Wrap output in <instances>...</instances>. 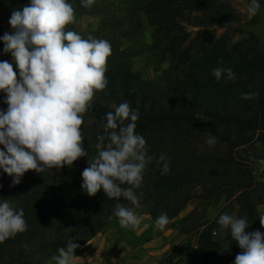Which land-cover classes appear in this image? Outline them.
Masks as SVG:
<instances>
[{"label": "trees", "instance_id": "trees-1", "mask_svg": "<svg viewBox=\"0 0 264 264\" xmlns=\"http://www.w3.org/2000/svg\"><path fill=\"white\" fill-rule=\"evenodd\" d=\"M29 2L0 0V37L13 31L9 24L12 12ZM68 2L75 11L95 12L83 7L81 0ZM260 3L263 5L264 0ZM137 12L146 15L157 40L164 41L169 67L179 70L187 66L183 86L177 90L160 88L137 78L131 69L132 53L122 48L125 34L79 33L85 39L91 35L107 40L112 47L107 60L108 85L95 94L81 126L88 156L59 171L38 174L29 170L15 186L0 169V200L8 199L15 209H23L28 225L25 232L0 243V264H40L42 259L58 255V249L66 247L69 239L79 245L78 250L118 224L113 216L117 203L136 208L123 198H107L103 190L89 197L81 187L82 171L96 154L97 136L102 134L106 114L125 101L139 111L135 132L146 139L149 155L158 158L163 153L169 158L167 174L162 175L153 161L142 187L136 190L138 196L143 194L139 207L145 208L153 222L165 212L170 221L177 217L198 188L212 196L235 187L238 217H247L250 224L246 231L264 233L251 197L253 182L244 174L231 172L237 164L236 151L247 146L264 152V44L251 39L233 41L231 33L248 32L232 27L238 20L230 0H132L131 18ZM211 28L224 29V33L214 37L208 47L205 34ZM66 30L72 31L70 24ZM3 47L0 40V55L4 54ZM217 67L231 68L237 79L217 82L212 75ZM16 72L19 79V69ZM250 92L257 94L255 98L241 99L242 93ZM3 101L0 110L6 111L8 106ZM210 137L217 141L211 148L206 143ZM199 143L203 145L196 146ZM198 214L183 217L180 231L197 237L192 255L195 264H218L214 259L217 242L213 223L198 218ZM228 240L232 249L241 250L230 233Z\"/></svg>", "mask_w": 264, "mask_h": 264}, {"label": "clouds", "instance_id": "clouds-1", "mask_svg": "<svg viewBox=\"0 0 264 264\" xmlns=\"http://www.w3.org/2000/svg\"><path fill=\"white\" fill-rule=\"evenodd\" d=\"M94 4L95 0H81L88 9ZM246 11L257 15L260 0H250ZM74 22L75 9L68 0H30L22 10L12 12L9 24L13 31L0 37L3 52L11 54L19 69L18 79L13 64L0 61V91L6 94L3 102L8 106L6 111L0 110V169L12 178L13 186L20 184L29 170L38 174L59 171L88 156L81 126L95 94L108 85L107 60L112 47L107 40L91 35L85 39L66 30ZM212 75L217 82L237 79L231 68H214ZM256 95L242 93L241 99ZM138 119V109L133 110L127 101L106 114L96 154L81 174L82 190L89 197L103 190L107 198H123L138 208L143 194L138 196L136 190L142 187L148 166L155 161L162 175L170 171L165 154L158 158L149 155L146 139L135 132ZM216 142L215 137L206 140L210 148ZM113 216L125 230H136L142 224L134 208L120 203ZM258 218L264 228V213ZM217 222L221 232L230 231L231 239L242 250L234 264H264V233L246 231L250 225L247 217L222 214ZM169 223L167 213H161L154 221V231H164ZM27 227L23 209H15L8 199L0 200V243ZM78 247L69 239L49 264H73Z\"/></svg>", "mask_w": 264, "mask_h": 264}, {"label": "rangeland", "instance_id": "rangeland-1", "mask_svg": "<svg viewBox=\"0 0 264 264\" xmlns=\"http://www.w3.org/2000/svg\"><path fill=\"white\" fill-rule=\"evenodd\" d=\"M238 25L261 22L260 13L255 16L247 14L250 0H230ZM132 0H95L91 8L94 13L75 11V22L70 24L72 31L77 33L98 32L108 34H125L121 38L122 48L132 53V73L145 82H151L160 88L180 89L185 82L187 66L173 70L169 55L164 48V41L156 37L155 29L148 23L143 12H137L131 18ZM264 7V4H263ZM103 20L106 24L103 25ZM244 30V29H242ZM246 31V30H244ZM248 33H231L233 41H260L249 31ZM224 29H209L205 41L210 47L214 37H219ZM251 34V35H250ZM0 61L15 63L10 53L0 55ZM0 91V101L5 99ZM202 143L196 146H202ZM3 147V145H0ZM261 157V158H258ZM235 161L231 172L235 175L244 174L254 184L251 197L257 204L258 214L264 213V152L245 146L235 152ZM239 206L236 201V188L229 187L217 195L207 196L202 188H198L194 197L185 205L182 212L172 219L164 231H154V222L147 215L145 208H134L142 217V224L136 230H125L119 223L107 228L85 246L75 250L77 256L73 264H195L192 255L196 252V235H185L180 231L181 219L191 212H197L198 218L213 223V238L217 242L214 259L218 264H234L235 257L241 252L229 245V230L221 232L218 224L222 214L238 217ZM147 224L149 227L145 228ZM88 258L87 261L85 259ZM51 258L42 259L40 264H49ZM54 264V262H53Z\"/></svg>", "mask_w": 264, "mask_h": 264}, {"label": "water", "instance_id": "water-1", "mask_svg": "<svg viewBox=\"0 0 264 264\" xmlns=\"http://www.w3.org/2000/svg\"><path fill=\"white\" fill-rule=\"evenodd\" d=\"M261 16V22L255 24H243L238 25V28L244 29L251 32L261 44H264V7L261 5V11L259 12Z\"/></svg>", "mask_w": 264, "mask_h": 264}, {"label": "crops", "instance_id": "crops-1", "mask_svg": "<svg viewBox=\"0 0 264 264\" xmlns=\"http://www.w3.org/2000/svg\"><path fill=\"white\" fill-rule=\"evenodd\" d=\"M94 239V238H93ZM93 239H91L89 242H87L85 245H87L88 243H90ZM85 245H83V246H85ZM88 260V258H86L85 259V261H87Z\"/></svg>", "mask_w": 264, "mask_h": 264}]
</instances>
